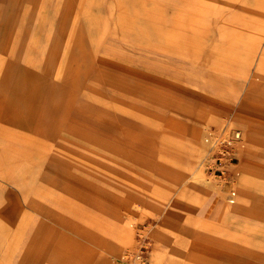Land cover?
I'll return each mask as SVG.
<instances>
[{
	"label": "rangeland",
	"instance_id": "1",
	"mask_svg": "<svg viewBox=\"0 0 264 264\" xmlns=\"http://www.w3.org/2000/svg\"><path fill=\"white\" fill-rule=\"evenodd\" d=\"M138 263L264 264V0H0V264Z\"/></svg>",
	"mask_w": 264,
	"mask_h": 264
},
{
	"label": "built area",
	"instance_id": "2",
	"mask_svg": "<svg viewBox=\"0 0 264 264\" xmlns=\"http://www.w3.org/2000/svg\"><path fill=\"white\" fill-rule=\"evenodd\" d=\"M204 143L209 155L211 154L207 171L217 179H227L229 175L231 176V171L227 169L228 165L236 166L238 155L244 148L241 132L225 126L219 131L207 132L204 136Z\"/></svg>",
	"mask_w": 264,
	"mask_h": 264
},
{
	"label": "bare ground",
	"instance_id": "3",
	"mask_svg": "<svg viewBox=\"0 0 264 264\" xmlns=\"http://www.w3.org/2000/svg\"><path fill=\"white\" fill-rule=\"evenodd\" d=\"M235 116L237 117V119H239L240 121L246 123V125H250V121L252 120L251 118L254 117L255 111L252 108V106L250 105V103L246 100L243 99L240 102V106L238 108H235L234 111ZM212 117V119L214 118V114H212L211 112H208L206 118H205V122L202 126H204L206 123H208L210 121V118ZM172 121V120H171ZM181 121V120H180ZM179 124V123H178ZM190 127V126H189ZM172 128V127H171ZM188 129V128H187ZM192 130V129H191ZM193 131V130H192ZM199 131L200 128L196 127L194 128V131L191 135V139H190V145L193 149V154L196 156L198 154V152L200 150H202L201 145H199ZM185 134V133H184ZM206 147L204 146V149ZM165 162V161H164ZM166 164V163H165ZM197 164L196 159L195 158H191L186 164V172L187 175L189 177H192L193 175H195V177H193V179L195 180H200L203 183V187H205L208 192L210 193V191H215V192H219L218 189L214 188L215 184H210V182H208V179H206L204 177V175H202V170H197V167H195ZM197 174V175H196ZM192 175V176H191ZM246 181V180H245ZM244 181V182H245ZM222 201V200H221ZM218 208V207H217ZM202 210H200L199 212H201ZM200 214V213H199ZM124 235V234H122ZM191 252V251H190ZM189 255V254H188ZM203 255V254H202ZM212 258V257H211ZM219 261V260H218ZM193 263V262H192ZM225 263V262H224ZM139 264V263H138ZM195 264V263H194ZM215 264V263H214Z\"/></svg>",
	"mask_w": 264,
	"mask_h": 264
},
{
	"label": "crops",
	"instance_id": "4",
	"mask_svg": "<svg viewBox=\"0 0 264 264\" xmlns=\"http://www.w3.org/2000/svg\"><path fill=\"white\" fill-rule=\"evenodd\" d=\"M207 114H208V112L205 114V116L202 118L203 119V121H201L199 124H197L196 125V127H198V128H201V126L204 124V122H205V118H206V116H207ZM208 197V196H207ZM206 197V198H207ZM202 207H204V203H202ZM199 212V211H198Z\"/></svg>",
	"mask_w": 264,
	"mask_h": 264
}]
</instances>
